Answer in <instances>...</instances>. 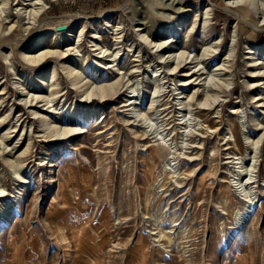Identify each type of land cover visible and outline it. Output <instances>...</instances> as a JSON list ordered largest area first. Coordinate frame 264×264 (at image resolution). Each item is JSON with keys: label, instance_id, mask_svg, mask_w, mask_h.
<instances>
[{"label": "rangeland", "instance_id": "1", "mask_svg": "<svg viewBox=\"0 0 264 264\" xmlns=\"http://www.w3.org/2000/svg\"><path fill=\"white\" fill-rule=\"evenodd\" d=\"M126 1L0 0V264H264V0Z\"/></svg>", "mask_w": 264, "mask_h": 264}, {"label": "bare ground", "instance_id": "2", "mask_svg": "<svg viewBox=\"0 0 264 264\" xmlns=\"http://www.w3.org/2000/svg\"><path fill=\"white\" fill-rule=\"evenodd\" d=\"M42 1V0H41ZM131 1H134V0H127L126 2H125V4H129ZM37 3H38V1H36ZM231 2V1H230ZM40 1H39V5H40ZM178 3H181V1L180 0H178ZM232 4H234V2H231ZM33 4V3H32ZM43 6V5H42ZM122 6V5H121ZM40 9V8H39ZM211 7L209 6V5H207L206 6V10H205V14H206V16H207V18H209L210 17V11H211ZM113 11H118V8L117 9H108V10H105V11H103L100 15H99V18H102V17H106V16H108L110 13H112ZM229 11H230V9H229ZM234 11V10H233ZM232 11V12H233ZM231 12V11H230ZM6 16H8V15H6ZM77 16V14L76 15H72V16H70V17H76ZM77 17H82V16H77ZM98 17V16H97ZM86 18V17H85ZM89 18V17H88ZM95 18V17H94ZM237 18V17H236ZM1 19V18H0ZM238 19V18H237ZM240 19V18H239ZM204 20V19H203ZM8 22V21H7ZM248 22V21H247ZM245 23V22H244ZM3 25V24H2ZM105 25V24H104ZM247 25V24H246ZM111 27V26H110ZM62 29V28H61ZM91 29V28H90ZM93 30V29H92ZM120 34V33H119ZM120 39V38H119ZM161 47V46H160ZM164 47V46H163ZM170 49V48H169ZM60 52V51H59ZM212 52V51H211ZM46 54V53H45ZM40 56H39V60L41 59L40 57H43V56H46V55H44V54H39ZM115 55H118V54H116L115 53ZM173 56V55H172ZM34 57V56H33ZM38 58V57H37ZM210 58V57H209ZM29 59H30V57H29ZM171 59V58H170ZM26 60V59H25ZM30 61H32V60H30ZM38 61V60H37ZM39 62V61H38ZM186 62V61H185ZM32 63H33V61H32ZM164 63V62H163ZM109 66V65H108ZM165 67V66H164ZM182 68V67H181ZM221 68V67H220ZM53 71V70H52ZM165 75V74H164ZM168 75V74H167ZM220 75V74H219ZM80 78V77H79ZM51 79H53V78H51ZM222 79V78H221ZM84 80V79H83ZM167 80V79H166ZM215 80H216V78H215ZM54 81V80H53ZM129 82V81H128ZM57 83V82H56ZM90 86V85H89ZM103 89V88H102ZM88 90V89H87ZM171 91V90H170ZM89 92V91H88ZM210 92V91H209ZM91 93L90 94H88V97L90 98L91 96ZM99 95V94H98ZM29 97V96H28ZM94 97V96H93ZM36 99H37V97H36ZM26 101H28V100H26ZM30 102V101H29ZM32 102V101H31ZM51 102H53V101H51ZM219 103V102H218ZM262 104V103H261ZM32 105V104H31ZM34 107H35V105H34ZM44 107V106H43ZM51 107V106H50ZM210 107V106H209ZM38 108V107H37ZM35 111V110H34ZM38 118V117H37ZM49 122V121H48ZM61 128V127H60ZM69 131H71V130H68V129H65L64 130V135L67 133V132H69ZM57 132V131H56ZM63 133V132H62ZM72 133V132H71ZM60 136V135H59ZM2 142V141H1ZM151 154H152V156L155 158L156 156H157V152L155 151V149H152L151 150ZM150 156V155H149ZM149 160V159H148ZM75 214V213H74ZM75 217V216H74ZM73 217V218H74ZM77 217V216H76ZM79 219V218H78ZM103 220V219H102ZM173 220V219H172ZM106 221V220H105ZM62 223V222H61ZM84 225V224H83ZM188 235V234H187ZM189 237V236H188ZM62 240V239H61ZM64 240V239H63ZM147 243V242H146ZM96 261V260H95ZM137 261V260H136ZM137 264V263H136Z\"/></svg>", "mask_w": 264, "mask_h": 264}, {"label": "built area", "instance_id": "3", "mask_svg": "<svg viewBox=\"0 0 264 264\" xmlns=\"http://www.w3.org/2000/svg\"><path fill=\"white\" fill-rule=\"evenodd\" d=\"M78 1H81L83 3H90V2H94L95 0H78Z\"/></svg>", "mask_w": 264, "mask_h": 264}, {"label": "crops", "instance_id": "4", "mask_svg": "<svg viewBox=\"0 0 264 264\" xmlns=\"http://www.w3.org/2000/svg\"><path fill=\"white\" fill-rule=\"evenodd\" d=\"M109 1H112V0H109Z\"/></svg>", "mask_w": 264, "mask_h": 264}]
</instances>
